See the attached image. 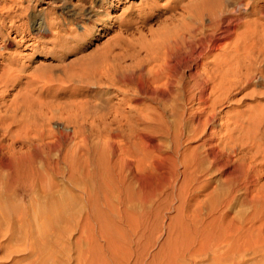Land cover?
<instances>
[{"label":"rangeland","instance_id":"rangeland-1","mask_svg":"<svg viewBox=\"0 0 264 264\" xmlns=\"http://www.w3.org/2000/svg\"><path fill=\"white\" fill-rule=\"evenodd\" d=\"M66 1L0 0V71L8 60L20 70L0 98V264H133L142 253L143 264H264V0H219L234 12L231 53L255 38L261 67L208 113L187 89L162 100L149 84L164 43L204 0L146 11L126 0L124 14L109 0L101 20ZM82 137L105 170L102 226L87 217L93 183L68 166ZM40 139L55 145L35 150ZM29 167L37 176L21 183ZM241 230L251 233L232 235Z\"/></svg>","mask_w":264,"mask_h":264},{"label":"bare ground","instance_id":"bare-ground-1","mask_svg":"<svg viewBox=\"0 0 264 264\" xmlns=\"http://www.w3.org/2000/svg\"><path fill=\"white\" fill-rule=\"evenodd\" d=\"M98 1L99 0H79V3L81 5V9H79V10H82V11L87 10L86 16L89 18H90V16H93V17H95L96 20L105 19L109 15V13H107V9H109V10L113 9L112 8L113 7L112 2L109 0H101L102 2L100 1L101 2L100 6H96V3H98ZM122 1H123V6L121 7V10L123 12L122 14H124L128 9V7H126V3H127L126 0H118L117 2L119 3ZM61 2L63 3V5H64V2H65V4H67L66 0H63V1L61 0ZM199 3H201V4L195 5L193 8L190 7L189 10H187L186 13H187V18L189 20L188 24L183 23L185 25L179 26L178 29L175 28L176 30H174L172 32V34L170 35L171 37L169 36L170 38L167 40V42L165 41L166 43H164V44H166V45L164 46L162 44L164 46V47H162L163 52H161V55L157 58V62L155 63L152 78L150 79L151 81L149 84L154 87V88L152 87L154 89L152 96H153V94H156L162 100L169 98V97L172 99H176V98L178 99L180 97V93H182V92L184 93V90L187 89L188 94L189 93L191 94L190 98L196 99L198 101V104L200 105V107H202V110L205 113H208V112L214 111V106L218 107V105H215L216 103H219L218 101H220L222 99H224V101H225V98H226V96H228V93L230 92V90L236 84H238L242 79L247 83L251 79L253 71L259 69L258 67H261V65L258 62V60L256 59V57L253 56L255 53V51H254L255 47L257 49V46H255V45H257V42H254L255 38L253 41L251 40V42L248 39V41L250 42L249 44H247L246 46H244L241 49H238V48L234 49L233 52L231 53L232 50H230L231 48H230V44H228V40H229L231 34L232 35L234 34V33H232V26L236 25L235 23H234V25H232V23L234 22V20L232 19V14L234 13L233 10H230L229 6L228 7L226 6L227 4L224 6L222 4V2L219 0H204L203 2H199ZM27 6L30 7V5H27ZM156 6L157 5H156L155 0H142V3L139 4V6H137V9L139 11H146V10L153 9ZM117 7L118 6H116L114 8L117 9ZM204 13L208 16L207 23L203 22L204 15H205ZM182 15H184V14H182ZM4 23H5V18L0 19V30L3 28ZM18 28H20V25L13 27L16 34L18 33V31H17ZM235 28H237V27H235ZM247 28H249V27L247 26ZM53 29L54 28H52L51 26L48 28H45L43 31H41V34H39V35H41V36L53 35L56 33V30L54 31ZM249 29H247L248 30L247 32H249ZM252 31H254V30L252 29ZM169 32H171V31H169ZM254 33H255V31H254ZM240 34H241V32H240ZM251 34L253 35V33H251ZM251 34H249V35H251ZM249 35H248V37H249ZM251 37L253 39V36H251ZM237 39H240V38L238 37ZM229 43H230V41H229ZM153 61H155V60H153ZM8 62H9V64L7 66L4 65L3 69H1V71H0V74H1V76H0V98L3 100L5 99L4 93L9 90L8 89L9 87H11V86L16 87L20 84V82L16 81L17 78L20 76L17 72H20V70L16 71L15 67L13 68V65H14L13 60H8ZM19 68H21V67H19ZM152 68H153V66H152ZM150 74H151V71H150ZM260 76H261V78L263 76L262 70L260 71ZM14 77H16V78H14ZM35 78L37 79V77H35ZM252 81H254V80H252ZM35 82H36V80H35ZM12 83H14L15 85H13ZM191 83H192V85H191ZM243 86H241V87H243ZM193 89H196L197 92H195V93L190 92ZM207 89L209 91L206 93ZM233 90H234V88H233ZM18 96H19V94H18ZM185 96H186V94H185ZM152 98H151V100H152ZM228 98H229V96H228ZM196 100H195V102H196ZM224 101H223V103H224ZM21 102H23V101H21ZM36 102H37V100H36ZM170 103H173V102H170ZM171 106L173 107V105H171ZM19 107L20 106H18V109H19ZM6 108H7V106H6ZM13 108H15V107H13ZM166 108H167V106H166ZM173 110H171L172 113H173ZM194 111H193V113H194ZM203 111H202V113H203ZM165 112L166 111H162V113H165ZM182 116H185V115H182ZM209 119H211V118L209 117ZM32 120H33V118H32ZM205 120H208V115H206ZM35 122H36V120H35ZM212 123H213V121H212ZM31 124H32V122H31ZM196 124L198 125L199 121L196 120ZM77 132L78 131H76V135H77ZM71 133L73 134V136L75 135L74 132H71ZM78 134H79V132H78ZM175 134L177 135V133H175ZM65 135H66V133H65ZM80 135L83 136V134H80ZM50 138H52V137H50ZM70 138H71V136H70ZM40 141H39L40 143H36V144H33L35 142H33V143L29 142V143L34 147L35 150H37V147H43V148L46 147L49 150L53 145H55L51 142L45 141L44 139L43 140L40 139ZM178 142H179V140H178ZM73 143H74V141H73ZM178 146H179V144H178ZM222 146L224 147V145H222ZM73 148L75 150L70 154V156L68 158L69 169L72 171V175H74L73 172L76 171V170H74V167L75 168L78 167L77 172H75V174H77V173L79 174V172H80L81 176H83L87 181H90L93 183V186H94L93 191L94 192L91 190V192L87 191V193H86V196H87L86 199H87L88 211H89L87 217H88V219H90V217H92L96 222L100 223L102 226V222L104 221V219H103V215L101 214V211H100L99 205H98V203H99L98 193L104 191V190H102L101 183L106 182L105 181V170L101 164L102 162H99V159H97V160L91 159L88 155H86L87 154V147H86V143H85V138L82 137L78 142L75 143V146ZM38 149H40V148H38ZM85 149H86V153L83 152V151H85ZM78 154L81 156L79 157ZM216 154H217V152H216ZM221 154L218 153L217 155H221ZM216 157L217 156H215V158ZM213 161H214V158H213ZM89 167H90V169H88ZM33 175L37 176V173L34 174L30 170V167L28 169H20L17 172V177H18L17 179L18 180L21 179V183L22 182L29 183L32 180ZM72 175H70V176L72 177ZM247 177H248V174H245L244 179L246 180ZM18 182H20V181H18ZM245 191L248 192L247 187H246ZM100 202H101V199H100ZM58 213H59V211H58ZM105 219H107V217ZM109 223H110V221H109ZM104 224H103V227H104ZM103 227H102V229L104 232ZM112 227H114V226H112ZM236 229L237 228H235L234 230H236ZM241 229H242V227H241ZM226 230H228V229H226ZM231 230H230V234H231ZM238 230H239V228H238ZM242 230L240 231V233H238V231H236L235 234H233L234 233V231H233L232 235H234L235 237H238L240 240H242V239H244V236L246 235V233H248L249 235L251 233V231H250V233L247 232L248 229L244 230L246 233ZM104 233H106V232H104ZM222 233H224V232H222ZM225 234H227V231L225 232ZM230 234H227V236L228 235L230 236ZM106 235L107 234H103L101 237H102V239L105 238V240H106L105 241L103 239V241L108 242L111 240V238H110V236L108 237ZM249 235H246V236H249ZM115 236H117V235H115ZM107 246H108V244H107ZM143 251H141V252H143ZM129 252L130 251H128V253ZM136 258L137 259L135 260V263H133V264H143L145 261L143 253L141 255H137ZM89 263L91 264V262H89ZM94 264H96V263H94Z\"/></svg>","mask_w":264,"mask_h":264}]
</instances>
